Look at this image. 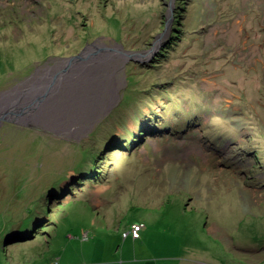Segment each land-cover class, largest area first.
Instances as JSON below:
<instances>
[{"label":"rangeland","instance_id":"rangeland-1","mask_svg":"<svg viewBox=\"0 0 264 264\" xmlns=\"http://www.w3.org/2000/svg\"><path fill=\"white\" fill-rule=\"evenodd\" d=\"M7 90L0 264L132 219L158 264H264V0H0Z\"/></svg>","mask_w":264,"mask_h":264},{"label":"crops","instance_id":"crops-1","mask_svg":"<svg viewBox=\"0 0 264 264\" xmlns=\"http://www.w3.org/2000/svg\"><path fill=\"white\" fill-rule=\"evenodd\" d=\"M108 189V188H107ZM105 189V190H107ZM102 193V192H101ZM100 196V195H99ZM101 198V197H100ZM109 199H100L94 204V209L99 210L110 204ZM149 221V222H148ZM152 220L144 219L140 222L137 219H132L128 230L133 224L142 225L140 236L134 238L131 234L126 237L129 238L131 244L121 246L118 242L114 246V241L109 238L93 237L89 238L87 231L84 228L76 226L68 233H57L46 240L45 246L36 249L33 254L26 257L23 254V261L19 260V264H158L161 260L169 261L166 257L155 256L152 247H149L146 242L147 234H153L150 230V222ZM120 222V221H119ZM145 224H141V223ZM128 226V225H127ZM144 228V229H143ZM79 229L83 233V239L79 238ZM124 233V231H122ZM123 236V234L121 235ZM44 249H46L44 251ZM44 251V252H43Z\"/></svg>","mask_w":264,"mask_h":264},{"label":"trees","instance_id":"trees-1","mask_svg":"<svg viewBox=\"0 0 264 264\" xmlns=\"http://www.w3.org/2000/svg\"><path fill=\"white\" fill-rule=\"evenodd\" d=\"M135 96V95H134ZM133 96V97H134ZM127 101V100H125ZM119 114V113H118ZM142 133V132H141ZM135 139L138 140L137 137H134ZM134 140V139H133ZM137 140H134V141H137ZM141 141V139L139 140ZM139 141H137L139 143ZM137 143V145H138ZM118 146H121V147H118V150L121 152L124 150V146H126L127 144H123L122 142L121 143H117ZM131 149H132V145H131ZM96 158V156L94 155L92 157V160ZM88 161V160H87ZM86 161V162H87ZM93 164V162H92ZM83 165V164H82ZM77 169V168H76ZM83 169V167H82ZM99 170V169H98ZM82 171V170H81ZM95 171H94V168L92 169L91 172H88V174L86 175V178L85 179H88V178H94L95 177ZM53 186H51L50 188H52ZM50 190V189H49ZM52 190H50L51 192ZM45 205H47V202L45 200H42L41 202H38L36 206H33V215L31 217L29 216H26V218H24L23 220L19 219L13 226V230H15L13 233L15 235H17L19 238H22V240H27V239H30V236L32 234H34V232H36L35 228H37V226L35 227V224H36V220H37V211H38V208L40 209H44ZM45 221V218H42L41 219V223L42 224L43 222ZM43 226H46L43 225ZM39 228V227H38Z\"/></svg>","mask_w":264,"mask_h":264},{"label":"bare ground","instance_id":"bare-ground-1","mask_svg":"<svg viewBox=\"0 0 264 264\" xmlns=\"http://www.w3.org/2000/svg\"><path fill=\"white\" fill-rule=\"evenodd\" d=\"M79 70H81V71H83V72H85V71H87V68L86 69H84L83 70V68H81V67H79L78 68ZM89 70V69H88ZM46 74V73H45ZM64 78V77H63ZM66 79V78H65ZM64 79V80H65ZM89 79V78H88ZM76 80V79H75ZM44 81V80H43ZM88 81V80H87ZM46 82H47V80H46ZM82 82V81H81ZM45 83H41V82H39V84H37V86H36V88H35V86H34V88L36 89V90H38L39 88H42V89H45L46 88V91L48 90V89H50L52 86H51V84H46V85H44ZM79 86V85H78ZM33 88V87H32ZM31 88V90H33ZM40 90V89H39ZM48 93V92H47ZM64 96H66V93H64ZM28 96H25V98H24V100H23V98L22 97H18V99L16 100V102L12 105L13 107H14V109L15 108H19L21 105H23V104H25V101L26 100H28V98H27ZM47 97V96H46ZM9 103L7 102V104L4 106V108L3 107H1L0 109L1 110H5V108L7 107V106H9V105H11V103H12V101H14V100H11V98H9ZM44 101H47V99H44ZM26 102H28V101H26ZM58 103L59 104H62V100H61V97H56V101H55V103H54V105L58 108ZM45 104V103H44ZM50 104H48L47 106H49ZM11 107V106H10ZM24 107V106H23ZM3 108V109H2ZM59 109V108H58ZM61 110H62V108H60ZM98 110V109H97ZM45 111V110H44Z\"/></svg>","mask_w":264,"mask_h":264},{"label":"water","instance_id":"water-1","mask_svg":"<svg viewBox=\"0 0 264 264\" xmlns=\"http://www.w3.org/2000/svg\"><path fill=\"white\" fill-rule=\"evenodd\" d=\"M74 58H75V56H73L72 58H69V61H72ZM9 97H10V94H9V91L8 90L7 91H4V92L2 91L0 93V108L2 107V105H4L7 102V100H9ZM12 113H13V110H9V109H7V110H1L0 109V124L2 123V120L3 119L13 121V119H11L12 116L9 117V115L12 114Z\"/></svg>","mask_w":264,"mask_h":264},{"label":"built area","instance_id":"built-area-1","mask_svg":"<svg viewBox=\"0 0 264 264\" xmlns=\"http://www.w3.org/2000/svg\"><path fill=\"white\" fill-rule=\"evenodd\" d=\"M140 224H133L131 226V229L129 231H126L123 233L124 236H127L128 234H131L134 238H138L140 236V230H141Z\"/></svg>","mask_w":264,"mask_h":264}]
</instances>
